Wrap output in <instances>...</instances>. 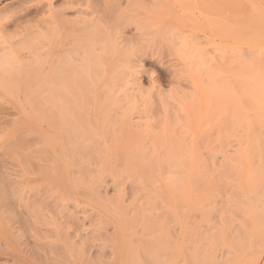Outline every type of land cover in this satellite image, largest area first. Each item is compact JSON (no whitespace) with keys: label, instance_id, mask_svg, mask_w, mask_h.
Wrapping results in <instances>:
<instances>
[{"label":"bare ground","instance_id":"obj_1","mask_svg":"<svg viewBox=\"0 0 264 264\" xmlns=\"http://www.w3.org/2000/svg\"><path fill=\"white\" fill-rule=\"evenodd\" d=\"M29 2L0 0V14L15 8L20 15L12 17L14 27L31 7L40 17V67L24 76L36 77L27 91L41 94L38 133L51 147V157L64 154L63 143L79 162L121 156L131 165L121 168L120 179L129 180L130 206L138 216L143 220L144 211H151L140 234L151 236L154 264H264V93H259L264 90V0H37L24 6ZM5 22L0 57L8 56L13 65V70L6 64L0 68V85L6 87L5 77L15 74L8 72L18 71L20 64L11 62L14 42ZM30 53L21 57L33 63ZM153 57H160L158 65L167 74L166 89L151 77L141 81L143 63ZM234 67L243 68L236 80ZM238 98L248 106L236 104ZM9 176L0 179V213L9 208L18 217L5 221L9 215H0L4 244L15 236L13 219L29 226L33 217L29 196H16L11 189L26 182L25 176ZM56 230L49 246L69 239L65 227ZM131 234L136 231L121 234L107 253L102 241L88 248L82 240L69 241L71 251L64 252L66 239L56 243L64 251L49 253L48 248L46 254L21 258L20 264H133L138 250Z\"/></svg>","mask_w":264,"mask_h":264},{"label":"rangeland","instance_id":"obj_2","mask_svg":"<svg viewBox=\"0 0 264 264\" xmlns=\"http://www.w3.org/2000/svg\"><path fill=\"white\" fill-rule=\"evenodd\" d=\"M30 1L31 2L29 3H25L24 6H27L28 4L31 5L32 3H36L37 0L36 1L30 0ZM11 10L9 11L10 13L5 12V15L4 13L0 14V26L1 24H4V22L6 21L5 24L8 25V28L10 29L11 36H12L11 38H13V39H10V41L12 40L14 42V44H12L11 46V52L13 53L14 55L13 57L15 58L11 57V62H13L16 59L15 61L18 62V65L20 64L19 67L22 71H20L19 73L18 71L20 69H18V71L14 70L15 72L14 71L8 72L9 74L15 73L16 75L13 74V75L8 76L7 78L5 77V79H7V82L5 81L7 83V84L5 83L7 85L6 87L3 83H2V86L0 85V179L4 177L5 175L9 176L11 173H14V174L17 173L15 174V176L13 174V177L11 176L12 174L9 176V178L15 177L14 179H16L17 178L16 176L19 173H21L22 172L21 170H23L24 168L26 172L27 171L29 172V170L31 171L26 174L22 172V176L19 174L18 177L21 176L23 178V176L25 177L27 176L26 178L25 177L23 178V179H26V182L25 180L23 181V183L21 181L20 183L21 185L18 183L19 184L18 187H16L17 185L15 186L12 185L11 189L16 193L15 194L16 196L19 195L18 194L19 192H21L19 196H21L22 192L24 193L22 195L25 196V198L29 196V199H28V202L30 203L29 207L32 209V210L30 209V211H32L31 215H33V217L29 216L30 217L29 220L33 222H38V223L31 222L33 223L31 224L29 223L30 221H28L29 226H27V220L26 221L24 220L23 222H17L15 219L16 217H18V215L15 214V212H12V210L9 213V210H10L9 208L7 212L5 211L6 213H0V215L6 216V217H7L6 214L9 215L5 219V221L6 220L12 221V218H15L13 219L14 224L13 223L12 224L13 226L15 225L16 227L14 228L15 236L10 239L9 243L8 244L0 243V264H12V263L20 264L21 258L23 259L28 256H33L32 255L33 253L35 256L36 253L37 255L43 254V253L46 254L50 250L51 252L49 253H52V252L54 253L57 251H61V252L64 251L63 247L62 248L59 247L61 245L56 246V243L58 241L57 242L55 241L56 243L53 242V245L50 244L49 246V243L53 241L52 240L53 237L51 236L53 235V233H55L53 231L54 230L57 231L56 228H62V227H65V229L67 230V233L69 234V239H70L69 240L68 238H65V240L66 239L68 240V241L66 240V243L68 242V244L64 245L65 246L64 252H68L70 249V248H67V246L69 245V241L70 243L74 241H76L77 243V241L82 240L83 245L88 248L91 247L92 243L95 244L96 242L99 243L100 241H102L103 249L107 253V251H109L111 247H115L117 244L120 243L118 240V237H120L121 234L127 236L126 232L130 233V232H133L134 230L136 231V234L135 235L131 234L132 238L129 236L128 237L130 238L131 243L137 247L138 257L137 256L132 257L133 255H131L129 256V257H132V259L130 260L131 261H133L134 259L137 261L139 260L141 264L142 263L143 264H154V260L157 255L156 253H154L155 249L151 243L152 242L151 236L150 235L143 236V238L147 240L145 241V239H142L141 237L142 234H140L142 229H144V224L145 223L148 224L150 222L151 211L150 210L144 211L145 217L143 220L141 219L140 216H138V213L136 212L137 210L132 209L134 207L130 206V204H133L132 203L133 201H131V199L133 200L132 195H131L133 194V192L131 193V190L127 186V184L129 183V180H127L126 178H123L124 180L120 179L121 178V175H120L121 168L130 167L131 165L127 164L125 160L123 161V158L121 156H118L117 158L107 157L108 158L107 160H105L106 156L96 157V160L84 158L82 162H79L80 160L78 161V158H75L74 156L72 157L70 156L69 152H66V150L68 149H67V146L66 147L65 145L63 146V143H62V148L64 150V154L56 158L53 156L55 160H53V158L51 157L52 155L50 154L51 152L49 151L51 147L46 145V143L44 144L45 141L44 139H42L43 135L41 133L40 134L38 133V132H41V124L39 125V123H41L40 119H41V113H42V107L40 103L42 102V99H41L42 97H40L41 94L39 92L28 93L27 91V88L29 86L31 87L32 85L36 84L37 82L36 77L33 75L32 76L33 78L31 77L29 78V76H31L34 73L27 76V79H26V76H24V73L26 70H27L26 71L27 74L31 73L33 70L35 71L36 70L35 66L41 62L40 61L41 57L39 54L41 52L40 49H42L41 42L43 41L41 39H43L42 38L43 29H42L41 22H39L40 17L39 15L36 16L34 14L33 11L35 9L31 7L29 9L31 11L29 15L32 14V16H30L31 19L28 20L29 15L26 16V18L22 15V17H24L25 19L28 18L27 21L23 20L24 18L22 19V17H20L22 22L19 21L21 23L17 27H14L13 26L14 22H12V20H14L13 18L15 16L20 15V13L16 12L17 10H15V8L14 10L13 9ZM10 14L11 15L13 14V15L11 16ZM33 14L35 15L34 16L35 18L33 17ZM1 15H3L2 16L3 18L1 17ZM37 17H39V19ZM32 30L34 32H32ZM2 37L3 36L1 35L0 38ZM236 41L237 40H234V39L231 41L230 39L231 43L232 42L236 43ZM4 45L3 43H0V47ZM38 49L40 52L38 51ZM32 50L33 51L36 50V53L33 52ZM29 51L31 52L30 55L34 54L33 56L31 55L32 57L30 58V60L34 58V60H32L33 63H31V61L27 62L24 58L21 57V55L25 54V52L26 54H29ZM163 52H166V51L162 50L161 51L162 55H163ZM161 53L159 52L158 54H156V56L161 57L162 56L160 55ZM10 55L12 54L10 53L9 56ZM155 57L151 58V60L150 58H147V60L144 61L141 81L145 83L146 79L148 77H151L152 79H154V81L156 80L155 83L157 82L156 83L157 85L160 84L162 88L166 89L167 88L166 86L167 74L165 73L164 69H162L161 66L158 65L157 61H160L159 60L160 57L158 58V60ZM162 57H161V61L165 62V60H167L165 53ZM6 58L10 59L8 58V56L0 57V68L9 67L10 70H13L12 68L13 65L9 66L10 62L8 61L10 60L7 61ZM21 59H23V64L27 63L30 66V69L28 68L30 72H28V69H27L28 65L26 66L24 64L23 66V64H21L22 63ZM35 59H37L38 61ZM16 62H14V64ZM165 64H168V63H165ZM4 65L6 67H4ZM234 66L235 67L238 66L236 67L238 69L242 65L240 66L234 65ZM38 67L40 66L38 65L37 69ZM235 67L233 68L235 70H232V71L239 72V70H237ZM15 68L17 69V67L14 66V69ZM23 68H24V72H23ZM242 69L243 68L240 69V72H239L240 75L238 73L237 74L239 76L235 74V76H233V79L236 80L237 78L241 76ZM25 81L28 83H26ZM14 86L17 88L19 86V88L15 89ZM237 88L239 87L236 84L234 89L237 91ZM239 91L241 90L239 89ZM263 91L264 90H261L259 93H264ZM240 96L241 95H239V97ZM239 99L240 98H238V101L236 104H240L241 107L246 108L248 105L246 107L243 106L244 102L246 101L244 100L242 104L241 103L242 100H239ZM241 99H244V98H241ZM132 118H135V116H133ZM133 120L136 121L138 119L135 118V119H132V121ZM136 122H133V123H136ZM52 145L54 146L57 145L59 147V145L56 143ZM54 146L52 147L54 148ZM57 146H55L56 149H57ZM40 151H42V153ZM23 154L25 157L29 155L28 159L29 158L30 159L26 160L27 157L26 158L24 157L23 159L22 158ZM67 154L68 156H66ZM19 155L21 157H19ZM24 160H26L27 162L25 163L26 165H24ZM104 160L107 163V166L104 164ZM38 161H39V165H38ZM101 162H103V164ZM30 165H34V166L32 167ZM81 166L85 167L84 172L86 173L84 175H81L82 174L81 172L83 171V168H84V167L81 168ZM57 167L58 168L60 167V169H58ZM86 167H87V170L89 169L88 171H86ZM79 168H81V172L78 171ZM42 169L44 170L42 171ZM2 174L4 175L2 176ZM20 178H17V180H19ZM3 179L4 178H2L1 181ZM31 179H34V180H31ZM68 181L70 182L69 184H68ZM56 182H58V184ZM72 182H74V184H72ZM1 183L2 182H0V185H2ZM40 183L43 184V186L39 185ZM49 183H52V184H49ZM36 185L38 187H36ZM51 185H53L54 187ZM39 189H41V191ZM2 190H6L4 191L6 193L11 192V190L8 188L6 189L3 188ZM44 190L45 191L48 190V191L44 192ZM133 190L136 191L137 189L135 188ZM0 192L3 194V191H0ZM1 193H0V200L2 196ZM44 193H45V197L48 196L49 194L51 197L48 196L45 198ZM34 194L38 195V198L44 197L46 200L44 198H43L44 200H42L41 198V200L38 203L39 199L35 196V199L37 201L33 199V201H35L33 202L32 198L34 197ZM33 218H36L38 221ZM128 218L130 221L127 220ZM43 219L44 221L46 220V224L43 221ZM126 220L127 222H125ZM9 221L6 224H9ZM129 222H131L130 225L128 226L130 228L126 226L127 223ZM119 223H122L124 225L119 224ZM35 226L38 227L36 228L40 232H37V230L34 232V230L36 229L34 228ZM122 230L124 231L122 232ZM41 231H43L44 233ZM45 234H47L48 237L50 236L52 238L45 237ZM101 234L103 235L100 237L98 241L93 240V238L99 237V235ZM104 234L107 235L106 238L104 237ZM137 235H139L140 237L139 236H138L139 238L136 237ZM63 240L59 241L58 243L63 242L64 244L65 240L64 241ZM142 243L144 245H142ZM54 244L57 248L56 247L54 248ZM56 249H60V250L56 251ZM91 249L95 250V247H92ZM41 251H44V252H41ZM11 256L14 259L13 262H11L12 260ZM8 258H10L9 259L10 261L8 260ZM135 260L133 261V264ZM138 262L137 264H140V262L139 263Z\"/></svg>","mask_w":264,"mask_h":264}]
</instances>
